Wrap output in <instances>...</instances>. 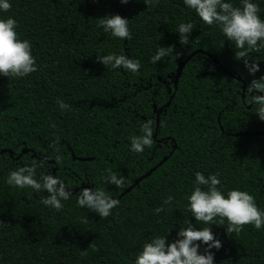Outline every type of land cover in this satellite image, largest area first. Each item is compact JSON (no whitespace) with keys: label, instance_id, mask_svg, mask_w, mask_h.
Segmentation results:
<instances>
[{"label":"trees","instance_id":"obj_1","mask_svg":"<svg viewBox=\"0 0 264 264\" xmlns=\"http://www.w3.org/2000/svg\"><path fill=\"white\" fill-rule=\"evenodd\" d=\"M255 2L264 19V0ZM232 3L239 6V0ZM10 4L0 18L17 21L19 38L31 43L36 71L0 77V264H131L153 236H166L167 243L186 221L195 228L209 226L194 221L186 208L196 171L218 173L221 191H247L264 211V135H229L264 132L255 106L245 104L247 84L264 74V47L241 58L258 64L259 71L250 75L220 28L204 24L183 0H158L149 7L143 0ZM113 14L129 20L130 39L96 27L95 19ZM188 21L193 29L188 44L181 45L176 28ZM157 46L167 54L153 62ZM198 50L203 53L185 63L174 89L177 65ZM108 53L138 60L140 67L132 72L102 66L96 57ZM57 99L69 107L59 109ZM153 106L161 109L157 127ZM145 120L152 121L153 143L137 153L130 140ZM71 154L91 160H73ZM32 164L37 178L55 175L71 191L59 211L39 202L44 193L5 183L9 170ZM106 170L123 176L124 184H107ZM85 187L118 198L108 216L76 205L75 196ZM168 195L173 199L165 204ZM156 207L162 210L155 213ZM226 224L210 226L221 245L209 250L214 264H264V227L247 224L238 234H226Z\"/></svg>","mask_w":264,"mask_h":264},{"label":"clouds","instance_id":"obj_2","mask_svg":"<svg viewBox=\"0 0 264 264\" xmlns=\"http://www.w3.org/2000/svg\"><path fill=\"white\" fill-rule=\"evenodd\" d=\"M128 0H119L120 4ZM146 7L155 6L158 0H143ZM187 9L206 25L215 24L220 28L226 41L232 42L237 51L236 60H242L247 52L264 47V19L258 15L260 9L255 0H239V6H233L232 0H183ZM11 7L10 0H0V13L7 12ZM96 27L110 34V36L127 40L131 38L128 19L119 15H105L97 18ZM17 21L11 16L0 18V77H24L36 71L35 57L32 55L31 43L28 39H20L16 31ZM193 29L191 21L177 25L176 34L181 45H187L189 35ZM167 54V48L157 46L151 57L153 62L159 61ZM179 53H177V56ZM102 66L113 69L122 68L135 72L140 67L138 60L123 54L108 53L96 57ZM246 71L251 75L259 71L255 62L242 60ZM247 98L245 104L255 106V116L264 121V74L258 79H251L246 86ZM59 109L69 107L63 100L56 101ZM139 135H133L130 140V149L140 153L146 146L153 143L152 121L145 120L139 124ZM55 159L59 161L60 155ZM37 164L25 165L9 170L5 183L17 188H30L33 193L41 194L39 202L45 207L59 211L62 201H67L73 195L65 187L64 182L52 174H44L37 178L35 168ZM106 183L121 187L124 177L117 176L111 170H106ZM193 187L187 195L186 208L194 221L202 222L205 227L195 228L193 223L186 221L185 227H179L175 238L166 243V236H153L150 241L142 244L131 264H214L213 253L210 249H219L220 241L210 230L212 223L224 224L226 234L239 233L241 226L251 224L254 229L264 227V211L260 210L253 195L237 188L221 191L218 173H209L207 176L199 171L193 173ZM201 186H206L202 189ZM173 197L168 195L164 203L169 204ZM75 203L79 207L93 210L100 217L108 216L110 210L117 205L107 191L85 187L75 196ZM161 207L153 209L155 213ZM220 218L215 220L214 218ZM199 241V244L196 242ZM203 245V250L200 247Z\"/></svg>","mask_w":264,"mask_h":264},{"label":"water","instance_id":"obj_3","mask_svg":"<svg viewBox=\"0 0 264 264\" xmlns=\"http://www.w3.org/2000/svg\"><path fill=\"white\" fill-rule=\"evenodd\" d=\"M202 53L203 52L202 51H199V50L198 51H194L183 62H181V63H179L177 65L176 72H175V77H174V80H173L174 89L176 88L177 81H178V79L180 77L182 68L184 67L185 63L193 55H195V54H202ZM213 61H214L215 64H217V65L220 66V63L217 60H213ZM222 73L224 75H229V72L226 69H224V68L222 69ZM236 80L242 83V80H241L240 77H236ZM244 90H245V85L242 83V92H244ZM242 98H243V95H242ZM171 99H172V96L167 101V103H166L167 105L170 103ZM247 109H249V106L247 107ZM160 111H161L160 108L157 109L155 106H153V112L155 113V123H156V127L158 126V114H159ZM229 135L234 136V137L254 136V135H264V132H256V133H248V132H245V133H234V134H229ZM27 151H28L27 149H23L22 150V153H26ZM4 152H6V150H1V153H4ZM72 159L73 160L80 161V162H85V161H90L91 160V158H76L74 155H72ZM166 160H167V157L163 158L162 161H160L157 165H155L149 171H147L146 173H144L143 175H141L140 177H138L136 180H134L133 183L127 189H125L124 193H127L132 188L136 187L141 180H143L144 178L148 177L158 166H160ZM116 200H118V198H116Z\"/></svg>","mask_w":264,"mask_h":264}]
</instances>
